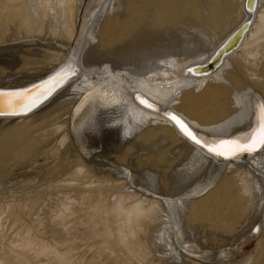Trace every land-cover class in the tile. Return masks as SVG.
Listing matches in <instances>:
<instances>
[{"label":"bare ground","instance_id":"bare-ground-1","mask_svg":"<svg viewBox=\"0 0 264 264\" xmlns=\"http://www.w3.org/2000/svg\"><path fill=\"white\" fill-rule=\"evenodd\" d=\"M77 3L0 0V45L28 39L46 18L53 20L51 33L69 43L59 65L38 81L0 75V88L35 84L28 90L35 97L37 86L66 73L55 87L44 85L51 90L41 101L28 99L14 111L0 105V171L12 161L37 162L42 155L43 184H49L39 189L43 197L0 203V264H82L69 237L80 224L105 264L150 259L138 237L162 219L163 201L139 194L129 185V173L111 177L101 167L104 154L113 153L119 162L130 157L136 169L164 185L174 179L185 184L209 165L217 171L207 182L214 186L190 192L188 199L202 197L188 202L187 221L211 217L217 231L215 221L231 207L229 217L249 218L263 189L264 146L241 162L218 159L185 137L167 113L209 143L243 139L257 129L264 105V0H86L79 16ZM244 23L237 33L246 31L243 39L232 49V35ZM25 45L11 47L22 55ZM33 51L22 65L34 60ZM53 188L60 192L56 197ZM46 223L54 231L51 238L42 230ZM253 229L251 236L260 234L264 247V223Z\"/></svg>","mask_w":264,"mask_h":264},{"label":"rangeland","instance_id":"rangeland-1","mask_svg":"<svg viewBox=\"0 0 264 264\" xmlns=\"http://www.w3.org/2000/svg\"><path fill=\"white\" fill-rule=\"evenodd\" d=\"M84 1L86 0H78L77 10L80 12V14L78 13V16L83 13ZM98 15L99 12H96L94 15L95 17L93 16L92 18L95 19ZM93 19H91V21ZM51 20L52 18H46L42 24L39 22L40 27L37 26V30H35L36 32L34 31L28 39H21V41L23 40L24 42H21L20 40L17 42H8L10 47H13V45L20 46L22 44H26L21 48V50H25V53L21 55V53L16 52L17 48L12 49V47L9 49V52H0V66L5 67V71L3 73L0 71V75L14 77L17 76L18 78L24 76L23 78L26 81L29 80V76H37L39 78L35 80L38 81L46 76V74H49L46 73L47 70L50 72V70L52 71V69H55L59 65L57 64L59 58L64 54L67 55V51L69 50L67 47L69 43L65 38H62V36L53 35L51 33L50 30L53 21ZM8 44L3 43L0 45V47H4L6 45L9 47ZM33 49L37 50L38 54L36 51L34 52ZM29 51H33L34 54H36L32 55L34 56L32 57L34 60L35 58H43L45 59L44 61H48V63H43V61L42 63H36L33 62V60L26 65H22L21 60H24V57H26L25 55H29L26 53ZM236 70L238 71L235 75L240 77L242 71L240 69ZM240 79L244 80V78ZM26 83L28 84L29 82ZM46 97L47 96L43 97L40 99V101ZM112 154H104L100 157V161L102 160V169L109 172L111 177L113 176L117 179L123 177L126 175V173L131 174L130 178L133 181L130 179L131 184L129 185L139 192V194L146 195L148 197H154L161 202L163 201L164 211L161 214L162 219L151 223L146 227L145 234L141 233V235L138 237V239L143 241L145 244L143 250L149 253V257L151 259L147 260L145 264H194L193 262L197 264H260V262L263 260L264 247L262 244H260L262 240L260 234L257 236L258 233H255L253 237L251 235L253 231H255L253 229L255 226L264 223V184L262 187L263 193H260V198L257 202L258 206L253 208L249 218L246 219V216L244 215H232L233 217H229L228 215L232 213L231 207L226 209L225 213L223 211L225 214L224 218H219L215 221L218 224L220 223L218 225L219 229L217 228L218 230L216 231L214 230L216 229L214 226L216 224L212 222L211 217H208L209 219H205L204 221H198L196 218H193V220H190L191 222L187 221L186 218L188 202L190 199H199L202 197L200 196L202 193H200V195L198 194L193 196V198L190 196L189 199L188 195H190V192L194 188H202L203 186L209 188L214 186V184H207V182H209L208 180L210 177L215 176L217 173L216 170H211L210 167H208L209 165H206L201 172L192 175L190 178L188 177L189 179H187V181L184 180L186 181L184 182L185 184H174L177 182V180L174 179L172 182L173 184L171 183L164 185L160 184L158 177L156 179V176L153 173V175H151V173L146 171V169H136L131 164L130 157L123 162H119L113 159V156H111ZM29 158L23 161H12L6 164L0 171V203H3V205L5 203L17 205L18 203L26 202L30 199V197L33 198L39 195L43 197V193L39 189L45 188L49 185L43 184L42 179L43 172L46 171L44 161L46 160V157L39 155L37 157V162H33V159L35 158ZM50 160L51 158H48V161ZM21 170H25V174L20 175ZM219 173L221 172L219 171ZM151 176H154L153 180V177ZM24 179L26 180L22 181ZM27 179L29 180L28 182ZM24 182L26 183V186L24 185ZM52 191L53 193L51 196L53 197H56L58 194H60V192L55 190V188H53ZM165 200L169 202V206L166 205L167 202H165ZM169 209H171L172 212ZM210 221L212 226L209 223ZM84 225H74L75 227L69 230V237H72L71 246L74 247L73 251L77 252L75 253V260L80 261L82 264H105L103 256L99 257L97 253L94 254L95 250L97 249V245L94 241L88 239L85 230L86 227ZM223 226L224 228H221ZM49 227L50 226L48 223H46L42 230L45 229L44 231L47 233V237L51 238V236L54 235V231H52V229L50 230ZM9 233L10 236H13L11 231ZM177 233L179 235H177ZM151 242L154 243V248L150 247ZM187 248L189 249L188 251ZM184 249H186V251ZM121 264L142 263L131 261Z\"/></svg>","mask_w":264,"mask_h":264},{"label":"snow or ice","instance_id":"snow-or-ice-1","mask_svg":"<svg viewBox=\"0 0 264 264\" xmlns=\"http://www.w3.org/2000/svg\"><path fill=\"white\" fill-rule=\"evenodd\" d=\"M70 71V70H69ZM191 71V70H190ZM65 72L57 73L49 81L43 82L42 85L37 86L40 91L37 92L35 97L31 96L28 90L16 91V92H0V105L3 107L15 110L20 105L24 104L26 100H37L39 97H44L46 93L51 89L44 87V85L51 84L55 87L56 82L63 79ZM32 91H36L34 88ZM146 104V107L153 108V105L146 101H141ZM35 107V104L31 105ZM30 110V109H29ZM260 116L258 121V127L249 136L243 139H218L209 143L207 140H201L199 133L192 129L181 117L174 113H167L168 118L178 127L180 132L192 141L195 145L205 149L209 154H213L218 157H224L225 159L235 157L241 152H253L258 147L264 146V105L259 108Z\"/></svg>","mask_w":264,"mask_h":264},{"label":"water","instance_id":"water-1","mask_svg":"<svg viewBox=\"0 0 264 264\" xmlns=\"http://www.w3.org/2000/svg\"><path fill=\"white\" fill-rule=\"evenodd\" d=\"M247 2H249V0H247ZM246 25V23H244V24H242V26L240 27V28H238V30L234 33V35H232V41H231V44H232V49H235L239 44H240V42L242 41V39H243V36H244V34H245V32L243 33V35L242 36H240V37H238L237 36V33L239 32V31H241V29H243L244 28V26ZM247 28V27H246ZM245 30V29H244ZM229 40V39H228ZM227 40V41H228ZM226 43V42H225ZM224 43V44H225ZM228 46V45H227ZM227 46H225V47H227ZM231 46V45H230ZM224 47V48H225ZM231 49V50H232ZM230 50V51H231ZM216 54V53H215ZM213 55L210 59H209V61H208V65L211 63V61H212V59L215 57V56H217L218 54H219V51L217 52V54L216 55ZM195 66H198V65H194L193 67H195ZM35 84H31V85H25V86H21V87H13V88H11V87H9V88H0V92H8V91H11V92H15V91H25V90H29L31 87H33ZM262 147V146H261ZM261 147H258L255 151H253V152H241V153H239L237 156H235V157H231V158H228V160H233V161H235V162H241V161H243V160H245L246 158H247V156H249V155H251V154H253V153H255V152H257ZM218 157V156H217ZM218 159H222L221 157H218ZM224 159V158H223Z\"/></svg>","mask_w":264,"mask_h":264}]
</instances>
